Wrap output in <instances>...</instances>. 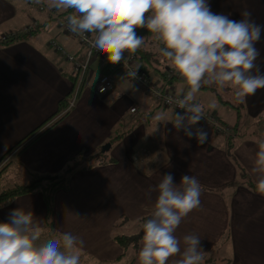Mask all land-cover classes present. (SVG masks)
Masks as SVG:
<instances>
[{
	"label": "crops",
	"instance_id": "0c3cea01",
	"mask_svg": "<svg viewBox=\"0 0 264 264\" xmlns=\"http://www.w3.org/2000/svg\"><path fill=\"white\" fill-rule=\"evenodd\" d=\"M208 2L213 12L230 19L239 20L240 13L248 10L257 24L264 25V0ZM35 20L42 24L36 34L0 45V162L9 158L7 170L21 167L31 175L43 176L60 174L73 162L81 163L97 153L106 155L105 161L75 171L69 190L56 192L54 222L49 228L58 235L71 233L82 239L80 254L89 259L102 264H138L142 237L135 254L122 256L114 236L137 234L142 229L140 221L153 213L158 195L149 189L165 174H172L177 185L183 175H192L201 185V206L176 229L181 248L183 237L195 234L204 252L201 264H264V196L248 184V179L254 184L257 180L252 172L256 141L264 139V89L246 98L239 117L215 92L201 88L195 102L237 131L230 138L199 122L191 126L190 138L169 122H174L175 110L161 105L122 71L115 73V90L98 95L93 84L108 70L97 57L87 74L91 85L79 91L74 106L64 112L60 104L65 101L67 107L75 95L78 72L40 33L42 29L50 33L55 24L58 32L52 40L60 41L80 60L86 47L26 0H0V42ZM150 35L146 34L145 48L161 58L158 42L151 41ZM256 47L260 51L256 63L264 72V34ZM150 72L161 80V74ZM171 86L179 95L187 90L181 77L173 79ZM221 92L225 100L237 104L230 89ZM213 102L214 109L209 107ZM134 106L136 113L130 111ZM157 114L165 120L156 121ZM197 129L208 133L205 144L195 138ZM33 133L39 137L31 141ZM17 208L32 211L42 229L48 228L41 191L1 205L0 222H8L9 213ZM178 258H170L169 264Z\"/></svg>",
	"mask_w": 264,
	"mask_h": 264
},
{
	"label": "clouds",
	"instance_id": "9594fccd",
	"mask_svg": "<svg viewBox=\"0 0 264 264\" xmlns=\"http://www.w3.org/2000/svg\"><path fill=\"white\" fill-rule=\"evenodd\" d=\"M66 17L68 29L75 34H88L91 49L107 54L112 64L121 62L124 53H135L145 42L136 29L146 28L158 42L159 54L174 73L182 78L186 92L177 101L183 114L174 113L179 131L192 137L191 126L203 118V105L195 102L203 86L218 90L230 89L237 103H243L258 89H264V72L256 63L260 51L256 44L264 34V25L244 10L241 19L211 10L208 0H34ZM129 75L135 77L136 73ZM215 108V102L209 105ZM154 119L163 122L157 114ZM195 138L205 144L208 133L197 129ZM257 151L252 172L256 174V192L264 196V139L256 141ZM158 193L154 211L143 224L142 247L138 264H201L204 252L201 238L195 234L181 240L175 232L182 219L201 206V185L195 176L183 175L174 183L172 174H165L154 189ZM47 224H51L49 218ZM34 213L17 208L9 213L8 222L0 223V264H81L83 240L71 233L44 235Z\"/></svg>",
	"mask_w": 264,
	"mask_h": 264
},
{
	"label": "built area",
	"instance_id": "2783aa9c",
	"mask_svg": "<svg viewBox=\"0 0 264 264\" xmlns=\"http://www.w3.org/2000/svg\"><path fill=\"white\" fill-rule=\"evenodd\" d=\"M26 2L29 5L37 7L39 11L47 12L50 17L56 21L60 29L73 36L80 44L86 47L85 57L80 60L77 59L73 53L69 52L58 40L54 39L51 41V44L56 49V51L60 52L69 62L74 64L75 70L78 72L79 86L83 85L86 81L92 61L95 58L100 57L105 62L106 66L109 67V69L106 73L101 74L93 84L94 91L98 95H105L115 90L117 86V78L115 73L117 71H122L130 82L137 86L143 87L146 92L153 96L161 105L167 108H172L178 113H183L184 110L179 109L177 103V101L183 95L176 94L173 90V87L171 86L172 80L178 78L179 75L174 73L172 69L169 67L166 68L164 73L161 74V80L158 81L146 67L137 63V52L131 54L125 52L124 58L121 60V62L112 64L108 61L107 54H99L96 50L90 48V45L85 39L88 34L78 35L72 33L68 29L66 20L68 15H59L55 9L49 8L47 4L44 3L36 4L34 3V0H26ZM41 25V22L35 20L17 33H30L36 29H39ZM15 34L8 35L2 40H6ZM132 72L136 73L135 77L129 75V73ZM76 97L77 93H75L72 99L69 100L64 112L68 111L74 106ZM137 110V106H134L130 109L132 113H136ZM199 122L213 127L220 133H224L229 136L232 134V128L223 124L214 112L204 109L203 118Z\"/></svg>",
	"mask_w": 264,
	"mask_h": 264
},
{
	"label": "trees",
	"instance_id": "16d2710c",
	"mask_svg": "<svg viewBox=\"0 0 264 264\" xmlns=\"http://www.w3.org/2000/svg\"><path fill=\"white\" fill-rule=\"evenodd\" d=\"M71 13H72V10L69 9L64 14L69 15ZM38 31H39V29H36L30 33H16L12 37H10L6 40H2L0 42V45L1 46L8 45L10 43H13V42H16L19 40H24V39L28 38L30 35L36 34ZM136 31H137V35L141 36V37H146V34H148V32H149L147 29H143V28L136 29ZM145 43H146V40L144 42V45L136 51L138 54L137 63L139 65L143 64V66H145L149 71L152 69V70L158 72L159 74H163L165 69L169 67L167 61L162 56H161V58H157L154 53L146 50L147 48H145ZM108 69H109V67L107 66L105 70L107 71ZM205 88H209L210 90L215 92L218 99L220 101H222L223 103L230 104L234 109L237 110V115L240 117V110L242 109V106H243L242 103L234 104L230 100L229 101L227 99L225 100V96L223 95L221 90H218L215 86H203L202 87V89H205ZM60 105H61V108H66V102L65 101H62ZM231 128H232V134L234 135V133L237 131L236 127L234 126ZM32 135H33V137L31 138V141L39 137L38 133L35 135L33 133ZM233 135H230V138H232ZM230 143H232V140L230 141ZM105 157H106V155L104 153H101V154L97 153L96 155H93L90 158L83 159V161H81V163H80V161L73 162L70 166H68L60 174L43 175V176L36 178V180H34L32 183H30L28 185H19V186H16L14 188L2 191V192H0V206L2 204L8 203L9 201H11L12 199H14L17 196L25 195V194L36 192V191H41L44 195L45 203L47 205V220L49 218H51V220H52V223L50 225L49 224H47V225L49 227H52L53 222H54V220H53L54 202H55L54 200H55L56 192L59 190H69L70 179H71L72 174L75 171H77L80 168L81 169L91 168L92 166L98 164L99 161L100 162L105 161ZM107 162H113V161L108 160ZM84 164L87 166L79 167L80 165L82 166ZM3 167L6 168L7 165H5ZM241 175H242V177H245L244 172ZM248 181H249L248 182L249 186L256 190L255 184L252 181H250V179H248ZM151 215L145 217L144 219H142L140 221V223L142 224V229L139 230L137 232V234H132V235L121 234V235H115L114 236L115 241H117V243L123 249L122 256H127L128 254L132 255V254H135L137 252L139 240L143 236V224H144V222H146L147 219H149L151 217Z\"/></svg>",
	"mask_w": 264,
	"mask_h": 264
},
{
	"label": "rangeland",
	"instance_id": "374dc122",
	"mask_svg": "<svg viewBox=\"0 0 264 264\" xmlns=\"http://www.w3.org/2000/svg\"><path fill=\"white\" fill-rule=\"evenodd\" d=\"M56 12L59 15L60 14L63 15L65 13V12H58L57 10H56ZM53 27L54 28L51 30L50 33L46 32V29H42V31L40 33V34L44 35V39L46 42H48L49 40L52 41L53 36H55V34H57V32H58V29L56 28L55 24H53ZM150 36H151L150 39L152 41L154 36L152 33ZM169 68L172 69L170 66H169ZM90 85H91V81L89 79L86 80L84 82V84L81 86H79V83H78L77 87L75 89V93H79V91H82L83 89H85L87 86H90ZM8 159L9 158H5V159H3V161L0 162V192L14 188V187L19 186V185H28V184L32 183L34 180H36V178L41 176V175H39V176L38 175H31L29 172H27L24 168H21V167H10L7 170L8 167L5 168L3 166H5L10 161ZM47 227L49 228L48 225H47ZM48 228L44 229L45 231H44V235L41 237V242L44 239L48 238V232L46 231ZM53 234L58 236V234L55 233L54 231H53ZM81 264H102V263L97 262L94 259H89L88 257L81 255Z\"/></svg>",
	"mask_w": 264,
	"mask_h": 264
}]
</instances>
